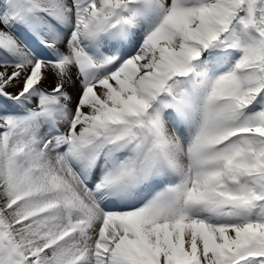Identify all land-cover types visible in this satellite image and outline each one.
<instances>
[{"label": "snow or ice", "instance_id": "6c2138e0", "mask_svg": "<svg viewBox=\"0 0 264 264\" xmlns=\"http://www.w3.org/2000/svg\"><path fill=\"white\" fill-rule=\"evenodd\" d=\"M0 264H264V0H0Z\"/></svg>", "mask_w": 264, "mask_h": 264}]
</instances>
